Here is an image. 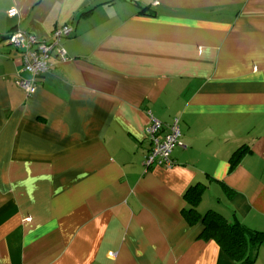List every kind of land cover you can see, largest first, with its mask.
I'll return each instance as SVG.
<instances>
[{
	"label": "crops",
	"instance_id": "obj_1",
	"mask_svg": "<svg viewBox=\"0 0 264 264\" xmlns=\"http://www.w3.org/2000/svg\"><path fill=\"white\" fill-rule=\"evenodd\" d=\"M65 25L27 95L9 35ZM149 114L180 120L170 169ZM197 190L264 232V0H0V264H235L187 222Z\"/></svg>",
	"mask_w": 264,
	"mask_h": 264
},
{
	"label": "built area",
	"instance_id": "obj_2",
	"mask_svg": "<svg viewBox=\"0 0 264 264\" xmlns=\"http://www.w3.org/2000/svg\"><path fill=\"white\" fill-rule=\"evenodd\" d=\"M16 9L9 11L10 17H16ZM74 30L71 26L58 27L52 33L50 41H42L34 35L22 31H15L8 37L11 46L23 52L24 68L17 76V84L27 95L35 94L39 79L52 69V57L57 55L62 61H67L66 51L61 47V42L72 36ZM180 120L175 119L173 124L164 134V125L152 114H149L147 138L151 148L145 159V167L161 166L172 168L175 163L172 154L180 146Z\"/></svg>",
	"mask_w": 264,
	"mask_h": 264
},
{
	"label": "trees",
	"instance_id": "obj_3",
	"mask_svg": "<svg viewBox=\"0 0 264 264\" xmlns=\"http://www.w3.org/2000/svg\"><path fill=\"white\" fill-rule=\"evenodd\" d=\"M140 14L154 16L153 12L148 14L147 9H143ZM240 152L243 149L237 154ZM200 197L201 191L198 190L187 196L191 203V208L185 213L187 222L191 226L201 222L204 226L201 236L207 241H215L235 264H255L257 249L264 242V232L253 233L254 236L250 237L247 228L238 221L230 222L214 211L201 215L195 208Z\"/></svg>",
	"mask_w": 264,
	"mask_h": 264
},
{
	"label": "water",
	"instance_id": "obj_4",
	"mask_svg": "<svg viewBox=\"0 0 264 264\" xmlns=\"http://www.w3.org/2000/svg\"><path fill=\"white\" fill-rule=\"evenodd\" d=\"M247 233H248V235H249L250 237H253V236H254V234H253L252 232L248 231V230H247Z\"/></svg>",
	"mask_w": 264,
	"mask_h": 264
},
{
	"label": "rangeland",
	"instance_id": "obj_5",
	"mask_svg": "<svg viewBox=\"0 0 264 264\" xmlns=\"http://www.w3.org/2000/svg\"><path fill=\"white\" fill-rule=\"evenodd\" d=\"M150 148H151V145H150Z\"/></svg>",
	"mask_w": 264,
	"mask_h": 264
}]
</instances>
